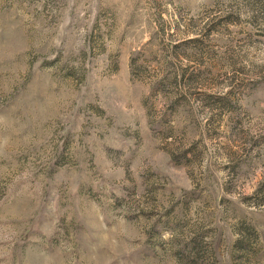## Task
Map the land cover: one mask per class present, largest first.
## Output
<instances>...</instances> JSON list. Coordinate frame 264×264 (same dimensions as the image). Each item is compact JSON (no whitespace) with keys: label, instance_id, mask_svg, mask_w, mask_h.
<instances>
[{"label":"rangeland","instance_id":"obj_1","mask_svg":"<svg viewBox=\"0 0 264 264\" xmlns=\"http://www.w3.org/2000/svg\"><path fill=\"white\" fill-rule=\"evenodd\" d=\"M0 264H264V0H0Z\"/></svg>","mask_w":264,"mask_h":264}]
</instances>
